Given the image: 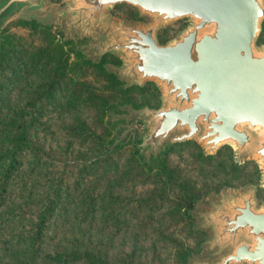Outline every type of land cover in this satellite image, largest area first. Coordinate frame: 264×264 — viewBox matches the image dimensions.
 <instances>
[{
  "label": "water",
  "instance_id": "1",
  "mask_svg": "<svg viewBox=\"0 0 264 264\" xmlns=\"http://www.w3.org/2000/svg\"><path fill=\"white\" fill-rule=\"evenodd\" d=\"M0 0V26L14 17L54 21L63 39L89 36L76 45L92 62L104 53L119 63H103L122 86L152 81L159 90L157 107H119L140 115L146 130L129 140L145 160L163 154L170 144L194 140L203 154L222 144L236 161L257 165L255 183L223 186L196 200L187 213L192 229L204 232L198 253L186 264H264V43L257 37L264 20V0ZM119 3L135 7L146 20L115 17ZM184 18L176 33L160 42L158 29Z\"/></svg>",
  "mask_w": 264,
  "mask_h": 264
},
{
  "label": "rangeland",
  "instance_id": "2",
  "mask_svg": "<svg viewBox=\"0 0 264 264\" xmlns=\"http://www.w3.org/2000/svg\"><path fill=\"white\" fill-rule=\"evenodd\" d=\"M49 2L64 5L63 0ZM110 12L113 16L125 20L147 19L145 16H139L135 7L126 3L115 4ZM17 20L35 19L14 17L0 26V30L7 27L22 34L24 43L36 44L41 41L37 33L28 32L26 28L16 24ZM35 21L51 27L58 41L69 40L64 45V49L72 48L68 50L69 61L82 57L90 64L96 63L85 58V54L76 49V45L88 41L89 36L76 40L63 39V30L59 29V25L54 21L49 23ZM181 21L185 24V19L181 18L158 29V40L163 42L172 37L184 25ZM261 29L262 32L257 37L258 43H264L263 21ZM113 57L116 61H113ZM103 63H119V60L111 53H107L101 65ZM81 71L83 81L91 89L87 94L80 93L76 99L73 98L78 92V86L65 79L60 82L58 91H47L50 74L46 66L22 73L17 79L5 83L4 104L0 106V113L5 116L14 114L29 143L44 155L56 160L57 165L49 167L50 171L55 173L61 168L70 170V176L64 180L70 185L78 183V188L74 192L76 202L74 210L81 207L77 201L85 186H88L89 193L96 198L94 213H101L105 205L109 204L110 197H113L110 203H114L116 197L118 198L119 207H121L119 199L128 202L129 199L142 198L144 202L141 203L143 205L138 215L127 217L126 222L124 220L125 224L116 229L97 218L89 222L87 218L84 222H77L70 217L64 224L68 230L48 225L47 231L53 234L48 242L43 243L45 248L41 252V260L36 264H48L50 261L55 264H75L74 258L78 253L74 248L76 243L79 249H83L82 257L85 258V262L77 264H179L177 261L179 246L186 245L191 248L193 252L189 255L198 253L199 242L204 237L203 231H201L203 234L189 233L187 221L179 214L181 203L187 194L198 193V197L189 208L192 209L196 205V200L206 196L210 191L217 193L223 186L233 188L248 181L255 183L259 176L257 165L250 159L236 161L228 144L220 145L214 153L203 154L194 140L170 144L163 154L158 153L164 155V167L158 162H151L149 170L144 169L142 172L134 163L131 154L132 143L129 140L121 142L117 153L105 158L107 148L111 149V146L109 142H105L104 146L100 143L101 137L106 133L103 121L110 123L106 139L111 143L118 142L122 133L129 128L134 129L139 140L140 135L146 130L142 117L135 115L126 120L114 115L129 113L119 107L122 104H130L133 108L144 104L157 107L160 103L159 90L152 81H146L142 85L133 84L126 86L128 88L124 91H117L108 79L93 74L89 64L72 71V75ZM118 81L121 88H126L122 86V81L119 79ZM32 93L35 94L32 96ZM100 108L104 109L103 115L99 114ZM138 152L140 154L139 150ZM140 156L145 160L144 155ZM150 157L145 162L149 163ZM75 161L89 162L95 168L90 166L86 170H81ZM105 162L106 166L102 167ZM26 166L24 163L21 169L24 171ZM42 168L44 167L40 169ZM40 178L41 176L36 179L34 190L43 186ZM258 188L260 190L257 196L264 198V187ZM24 189L27 191L26 187ZM17 195L9 197L6 205L12 201H19L21 197ZM134 205L133 202L129 204L131 207ZM3 236L4 231L0 230L1 240L4 239ZM91 253L97 255L96 260L90 256Z\"/></svg>",
  "mask_w": 264,
  "mask_h": 264
},
{
  "label": "trees",
  "instance_id": "3",
  "mask_svg": "<svg viewBox=\"0 0 264 264\" xmlns=\"http://www.w3.org/2000/svg\"><path fill=\"white\" fill-rule=\"evenodd\" d=\"M15 23L26 28L28 32L37 33L41 37V41L36 44L24 43L22 34L13 32L7 27L0 30V106L4 104L3 87L5 83L17 79L22 73H28V71L42 66H46L50 74L47 91H58L60 82L65 79L78 86V92L74 94L73 99H76L80 93L87 94L91 89L83 81L82 71L72 75V71L78 70L86 64L92 67L93 74L108 79L117 91H124L128 88H121L116 76L105 71L102 67L101 62L107 53L102 56L99 63L95 64H90L82 57L69 61L68 50H72V48L64 49L65 43L69 40L58 41L51 27L41 25L35 20H17ZM261 32L262 29L258 37ZM74 53L77 54V52ZM113 61H116L114 57ZM33 94L35 93H32V96ZM100 109L99 114L103 115L104 109ZM103 124L106 133L101 137L100 143L102 146L105 142L110 143L111 149L107 148L105 153V158H108L117 153L120 143H111L106 139L110 123L103 121ZM187 141L190 140L183 142ZM131 154L135 165L141 172L144 169L149 170L151 162H158L161 167H164V155L152 156L147 163L133 144H131ZM24 163L27 166L23 171L21 167ZM74 163H77L81 170H86L90 166L95 168L91 163L85 161H75ZM56 165L55 159L44 155L29 143L14 114L5 116L0 113V230L4 231V239H0V264H36L39 262L41 252L45 248L43 243L48 242L53 234V232L50 234L47 231L48 225L64 230L67 229L64 224L70 217H73L77 222H84L86 218L89 222L97 218L100 222L111 224L116 229L125 224L124 220L127 217L138 215L142 208L143 204L141 203L144 202L142 198L129 199L128 202H122L123 200L119 199L121 206L119 207L118 198L116 197L114 203H110L113 199L110 197L109 204L105 205L101 213H94L93 206L96 203V198L89 193L88 186H85L77 201L81 207L74 210L73 206L76 204L74 192L78 188V183L74 182L70 185L64 180L65 177L70 176L69 169H57L55 173L50 171L49 167ZM101 166H106V162ZM41 167L44 168L40 169ZM39 176H41L40 180L43 186L34 190L36 179ZM25 187L27 191L24 189ZM259 190L258 188L257 195ZM15 194H18L17 197H21L20 200L12 201L6 205V200ZM197 197L198 193L196 192L187 194L181 203L179 214L183 220L187 221L189 233L203 234L201 231L191 229L192 218L187 214V210ZM132 202L135 204L134 207L129 206ZM74 246L78 251L74 258L75 264L81 261L85 262V258L82 257L83 249H79L77 243ZM192 252V249L186 245L179 246L178 263L185 264L186 257ZM90 256L97 259L95 254L91 253ZM52 262L50 261L48 264H55Z\"/></svg>",
  "mask_w": 264,
  "mask_h": 264
},
{
  "label": "flooded vegetation",
  "instance_id": "4",
  "mask_svg": "<svg viewBox=\"0 0 264 264\" xmlns=\"http://www.w3.org/2000/svg\"><path fill=\"white\" fill-rule=\"evenodd\" d=\"M141 19H144V18H141ZM182 22V25L184 24V21H181Z\"/></svg>",
  "mask_w": 264,
  "mask_h": 264
}]
</instances>
